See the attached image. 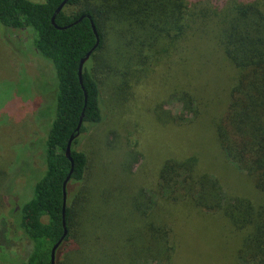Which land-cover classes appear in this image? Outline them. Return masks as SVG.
Returning <instances> with one entry per match:
<instances>
[{
    "label": "trees",
    "instance_id": "1",
    "mask_svg": "<svg viewBox=\"0 0 264 264\" xmlns=\"http://www.w3.org/2000/svg\"><path fill=\"white\" fill-rule=\"evenodd\" d=\"M61 1L0 0L6 37L21 32L29 39L25 30L33 31L26 57L48 68L52 89L40 172L12 220L30 249L14 264H49L62 234L70 135L66 233L54 264H185L186 233L193 235L197 263L264 264V0H66L54 14ZM53 14L63 28L53 26ZM90 21L97 44L79 83L78 61L95 43ZM167 96L173 113L165 108ZM137 104L167 130L168 148L149 168L132 169L144 157L123 116ZM100 126L106 128L98 134ZM110 166L118 172H103ZM150 171L153 179L145 181L140 172L149 177ZM4 179L0 171V198ZM113 197L127 206L124 213L109 209ZM116 217L127 229L117 253L100 254L99 245L93 259L85 242L92 235L102 252ZM207 221L218 237L208 229V237L200 236ZM212 240L221 261H212Z\"/></svg>",
    "mask_w": 264,
    "mask_h": 264
},
{
    "label": "rangeland",
    "instance_id": "2",
    "mask_svg": "<svg viewBox=\"0 0 264 264\" xmlns=\"http://www.w3.org/2000/svg\"><path fill=\"white\" fill-rule=\"evenodd\" d=\"M25 32L30 34L29 39L21 32L15 33V37L19 40L8 38L10 34L6 37L5 31L0 26V171L5 174L0 198V257L10 264L22 261L30 249L29 241L14 228L12 220L16 217L20 204L29 198L32 184L40 172L39 139L50 119L46 108L49 101L47 94L51 96L52 90L51 83L48 82L51 78L48 68L42 67L38 59L32 61L26 57L34 33L29 27ZM37 67L42 70L45 80L40 76V69H37ZM44 81L48 84H45ZM146 92L147 87L140 94ZM164 102L165 108L173 113L175 111L173 100L167 96ZM128 116L131 126L126 125L125 127L130 132L128 138L136 140V148L144 157V160L138 161L132 169L136 167L139 169L140 166L144 165L149 168L153 161L156 162L168 148L165 139L167 133H164L167 130L163 131L158 128L154 124L150 113L139 104L131 107V111L123 116L125 123H127L126 117ZM121 125L119 124L116 128L118 131H121ZM105 128V126H100L96 131L99 134ZM172 130L168 128L171 136L174 135ZM105 139L107 144H110L114 140L113 134L108 132ZM170 143H172V138H170ZM80 144L76 149H80ZM91 144L94 145L95 143L92 142ZM103 172L118 171L110 166L109 169ZM153 173L150 171L149 177H146L144 172H140V175L145 177V181H152ZM115 195L117 193L113 192L112 196ZM118 204L119 201H116V197H113L112 200H109V205L114 208L109 209L122 208L124 213L127 206L118 207ZM130 220H134V218H128L127 222H130ZM122 221H124L122 218L117 219L116 217L114 219L113 227L109 229L111 230L110 233H105L107 237L104 239L105 248L102 252L103 245L100 242L99 244L95 243L92 235V238H88L87 243L84 244V252L92 254L94 259L99 252L100 245V254L106 253L108 256H114L120 244L119 234L127 230L122 227ZM183 228L188 231L189 225L184 224ZM201 229H203V234L200 235L202 238L208 237L205 234L207 229L218 237L216 225L210 221L202 222L199 226V230ZM183 236L184 248L183 253L180 255L182 257L181 262L185 264H211L210 261L208 263L206 261L195 262L196 253L193 245L196 244H194L193 235L186 233ZM110 246H115V248L112 249ZM119 248L123 258H125V247L120 246ZM212 250L209 253L211 256H220L218 250H215L213 246V240ZM219 258L221 257L212 258V261H221ZM221 259L223 264H226V259ZM122 262L123 260H119L116 264ZM0 264L4 263L0 261Z\"/></svg>",
    "mask_w": 264,
    "mask_h": 264
},
{
    "label": "water",
    "instance_id": "3",
    "mask_svg": "<svg viewBox=\"0 0 264 264\" xmlns=\"http://www.w3.org/2000/svg\"><path fill=\"white\" fill-rule=\"evenodd\" d=\"M66 0H62L58 6L55 8L54 10V14L57 13L60 8L62 7V5L65 3ZM54 14L51 16L50 18V21L51 23L53 24V26L55 28H63V27H59L57 25H55L53 23V18H54ZM90 25H91V28L93 30V33L95 35V43L94 45L92 46V48L90 50H88L78 61V65H77V76H78V80H79V83H81V79H80V71H81V66L83 64V62L88 58L90 52L95 48L96 44H97V34L93 28V25H92V22L90 21ZM85 96V94H84ZM81 117H82V112L81 114L79 115V119H78V122H77V125L75 127V130L78 129L79 125H80V122H81ZM73 138V135H70L67 139V142H66V145H65V149H64V156L68 159L69 161V164H70V167H69V170L67 172V175L65 176V178L63 179L62 181V220H61V224H62V234L61 236L58 238V240L51 246L50 248V251H49V264H54V252H55V249L56 247L59 245V243L61 242V240L63 239L65 233H66V229H65V225H64V219H63V207H64V202H65V192H64V187H65V183L66 181L68 180V177H69V174L71 172V169H72V159L70 157V142Z\"/></svg>",
    "mask_w": 264,
    "mask_h": 264
}]
</instances>
